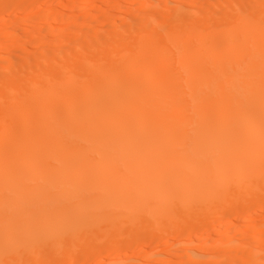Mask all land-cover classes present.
Returning <instances> with one entry per match:
<instances>
[{
    "label": "bare ground",
    "instance_id": "obj_1",
    "mask_svg": "<svg viewBox=\"0 0 264 264\" xmlns=\"http://www.w3.org/2000/svg\"><path fill=\"white\" fill-rule=\"evenodd\" d=\"M42 1L0 0V264H153L177 254L169 240L156 253L163 237L240 206L256 218L264 0H118L67 17ZM13 8L34 15L11 22ZM75 14L87 18L67 29ZM255 223L190 241L175 264H264ZM138 240L157 248L123 255Z\"/></svg>",
    "mask_w": 264,
    "mask_h": 264
},
{
    "label": "rangeland",
    "instance_id": "obj_2",
    "mask_svg": "<svg viewBox=\"0 0 264 264\" xmlns=\"http://www.w3.org/2000/svg\"><path fill=\"white\" fill-rule=\"evenodd\" d=\"M88 1V2H87ZM227 2H229V1H231V3L233 2V0H226ZM238 1V0H237ZM240 1V0H239ZM116 2H118V0L116 1V0H71L70 2H63L62 4L60 3V0H47V1H42V2H39L37 5H36V8L37 9H39V8H41V7H50V8H53V7H55V6H58L59 5V7L61 8V13H65L64 15L67 17L68 15H70V12L72 13V11H74V10H72L73 9V7H74V5L76 6V8L77 7H80V8H75V11L77 12V11H79L80 9H87V8H89V7H99V6H102V5H106V6H112L113 4H115ZM234 2H235V0H234ZM60 3V4H59ZM87 3V4H86ZM90 3V4H89ZM99 3V4H98ZM58 4V5H57ZM85 4V5H84ZM52 6V7H51ZM83 6H85V7H83ZM32 11H34V9L33 8H29V9H25L23 12H22V15H20L19 16V11L17 10V9H11L10 10V13H8V14H10V15H8L9 17H10V20L9 21H11V22H14V21H16V22H23L24 20H26L25 18H30L32 15H34L33 13H32ZM5 15H6V13H4ZM4 14L3 13H0V15H2V17L4 16ZM83 14H75L73 17H71V19L69 18V22H67V24H66V27H68L67 29H72L73 27H76V24H77V26H79L80 24H82V22L87 18V16L85 15H83ZM23 16H25L24 17V19L22 18ZM1 16H0V22L2 21V19L4 18H2ZM8 17V18H9ZM18 17H19V19H18ZM84 17V18H83ZM2 18V19H1ZM14 18H17L16 20L14 19ZM74 18V19H73ZM14 19V20H13ZM18 20V21H17ZM21 20H23V21H21ZM50 20H48L47 22H45V23H47V24H49L50 22H49ZM73 21V22H72ZM49 22V23H48ZM1 25V24H0ZM75 25V26H74ZM2 26V25H1ZM0 26V27H1ZM4 27V28H3ZM70 27V28H69ZM6 26H2L1 28H0V35L1 34H3L4 32H3V30H5L6 31ZM2 31V32H1ZM22 37H24V36H22ZM57 41V40H56ZM55 41V39L54 40H52V42H56ZM52 42H50L51 44H53ZM58 42V41H57ZM42 47H44L43 45H42ZM42 47H41V45L39 46V47H37V49L35 50V49H33V50H31V51H28V52H26L25 54H22L23 56H28V58H29V56H31V58H32V56L34 55L35 57H36V55H38L37 53L39 52V50L38 49H40V51H41V49H42ZM21 48H22V45H19V46H17V48L15 49V52L17 51V53L18 52H20V50H21ZM23 56H19V57H22L23 59H25V58H27V57H23ZM33 56V57H34ZM21 58V59H22ZM20 59V58H19ZM20 59V60H21ZM22 59V60H23ZM19 63H20V61H19ZM16 64H17V62H16ZM14 65H15V63H14ZM15 66H18V65H15ZM243 209H244V207H242V206H240V207H238L236 210H234V211H232V212H230L229 214H227L226 215V218L224 217H222V218H220L217 222V224L215 225V226H212L211 227V225H206L205 227H206V229L204 230V231H199V232H197L196 231V233L194 234V233H192V235H188V236H186V237H184V236H181V235H176V236H171L170 238H166V237H163V238H161L162 239V241L160 240V245L159 246H163V249L162 248H159L157 251L158 252H156V253H159L160 252V254L162 253V252H164V246L168 243V241L167 240H169L170 242V244H173V243H175V242H177V244L178 245H176L177 247L176 248H174V252H176L177 254H175L174 255V253L172 252V254L171 255H166V256H160V258H162V259H160L159 258V256H157V255H154V256H151L152 258L154 257V259H151L152 260V262H153V264H175V260H176V262L177 261H179L178 259L180 258V255H179V252H180V250L181 249H183L184 247H187L188 245L187 244H190V241H193V240H197V239H201V240H206V239H211V237H213V236H215V237H218L219 235H227V232L225 233H223V232H220L219 231V228H221V226H222V230L221 231H225V228H224V230H223V226H225V227H232V228H235V227H240L241 228V226H244V227H242V231L241 232H243V234L246 232V230L249 228H253V227H255L254 225H256L257 223H255V222H257L258 221V223H260V222H264V209L262 208H259V209H256V211H258V212H256V214L258 215L256 218L254 217V218H250V219H247V217H245V216H242V215H240V212H242L243 211ZM255 210V209H254ZM262 213V214H261ZM229 217V218H228ZM230 217H232V218H230ZM234 218V219H233ZM245 222H248V224H249V226H248V224L247 223H245ZM251 222L253 223L251 226H250V224H251ZM236 223V224H235ZM234 224H235V226H234ZM240 224V225H239ZM243 224H245V225H243ZM219 227H218V226ZM232 225V226H231ZM208 226V227H207ZM204 227V228H205ZM215 227H217V228H215ZM244 229V230H243ZM203 230V229H202ZM216 231H219L220 232V234L219 233H217ZM195 232V231H194ZM200 237V238H199ZM187 239V240H186ZM244 240H245V238H244ZM180 241V242H179ZM187 241V242H186ZM189 241V242H188ZM163 242V243H162ZM165 243V244H164ZM199 243V244H198ZM133 244H135V245H133ZM164 244V245H163ZM197 245H199L200 246V242H197L196 243ZM181 245V246H180ZM185 245V246H184ZM157 245H155L154 243H146V242H141V241H137V242H135V243H132V246L130 245L129 246V248L128 249H124L123 250V255H129V254H134V256L135 255H138V254H140L139 252H141V253H147L148 252V250L149 249H152V248H155ZM161 246V247H162ZM131 247V248H130ZM198 247V246H197ZM133 248V249H132ZM157 248V247H156ZM179 248H180V250H179ZM176 249V250H175ZM132 250V251H131ZM143 253V254H144ZM104 254V253H103ZM103 254H96L95 256H93L89 261H86V262H82V263H80L81 261H79V258H78V256H75L74 258H73V260L71 261V262H68V261H66L65 263H63V264H110V262H113V264H115L114 262L116 261V259L118 260V258L120 257V256H115V255H113V254H108V253H105L106 255H103ZM98 255V256H97ZM178 255V256H177ZM158 257V260H157V257ZM150 257V258H151ZM160 259V260H159ZM160 262V263H159ZM177 264V263H176Z\"/></svg>",
    "mask_w": 264,
    "mask_h": 264
}]
</instances>
